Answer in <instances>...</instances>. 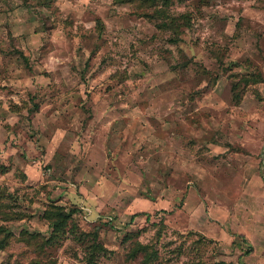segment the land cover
Returning a JSON list of instances; mask_svg holds the SVG:
<instances>
[{
  "label": "rangeland",
  "instance_id": "obj_1",
  "mask_svg": "<svg viewBox=\"0 0 264 264\" xmlns=\"http://www.w3.org/2000/svg\"><path fill=\"white\" fill-rule=\"evenodd\" d=\"M0 264H264V0H0Z\"/></svg>",
  "mask_w": 264,
  "mask_h": 264
},
{
  "label": "trees",
  "instance_id": "obj_2",
  "mask_svg": "<svg viewBox=\"0 0 264 264\" xmlns=\"http://www.w3.org/2000/svg\"><path fill=\"white\" fill-rule=\"evenodd\" d=\"M76 212V210H71L70 212H68V214H62V219L61 222L65 221V223L67 222V220L73 216V214Z\"/></svg>",
  "mask_w": 264,
  "mask_h": 264
},
{
  "label": "crops",
  "instance_id": "obj_3",
  "mask_svg": "<svg viewBox=\"0 0 264 264\" xmlns=\"http://www.w3.org/2000/svg\"><path fill=\"white\" fill-rule=\"evenodd\" d=\"M250 249H251L250 251L252 252L253 250H252V247L251 246H250ZM251 252H248V253L250 254ZM249 254H247V255H249Z\"/></svg>",
  "mask_w": 264,
  "mask_h": 264
}]
</instances>
